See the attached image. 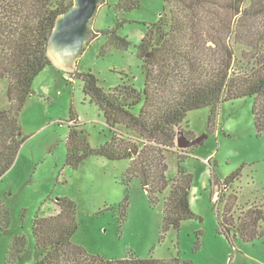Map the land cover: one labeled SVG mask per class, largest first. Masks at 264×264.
Here are the masks:
<instances>
[{
  "label": "trees",
  "instance_id": "16d2710c",
  "mask_svg": "<svg viewBox=\"0 0 264 264\" xmlns=\"http://www.w3.org/2000/svg\"><path fill=\"white\" fill-rule=\"evenodd\" d=\"M163 1L158 21L146 25L145 36L137 45L145 76L142 89L123 82L106 90L91 70L68 73L81 79L84 94L98 106L110 127L111 139L91 145L89 133L73 109L66 137V165L71 168H78L91 156L130 160L121 181L129 186L139 179L152 205L163 198L162 238L170 230H180L186 220H202L191 205L194 174L184 166L188 154L178 156L176 176H167V154L177 152L179 131L190 140L194 137L182 128L187 114L208 107L209 123L214 126L222 103L250 97L255 127L259 133L264 131V0ZM72 4L73 0H0V88L4 83L8 99V106L0 109V180L14 166L26 140L21 114L34 93L35 79L53 66L47 47L56 19ZM113 7L121 14L139 8L140 1L119 0ZM124 22L119 15L114 27L94 30V38L102 35L107 39L103 51L129 46L128 37L119 34ZM121 125L125 132L117 129ZM243 168L211 182L226 191L214 201L217 232L232 245L237 237L245 242L264 240V202L237 206L235 183ZM54 204V214L33 218L40 254L35 264H180L179 256L144 258L129 253L125 258L108 259L91 254L72 241L79 228L76 202L61 196ZM8 225L6 212L0 226ZM27 244L25 235L15 236L8 259L15 261Z\"/></svg>",
  "mask_w": 264,
  "mask_h": 264
},
{
  "label": "rangeland",
  "instance_id": "374dc122",
  "mask_svg": "<svg viewBox=\"0 0 264 264\" xmlns=\"http://www.w3.org/2000/svg\"><path fill=\"white\" fill-rule=\"evenodd\" d=\"M118 1L106 0L100 5L90 27L93 31L114 27L120 15L125 22L119 34L128 37L129 46L103 51L106 37L93 38L79 60L78 71L91 70L106 90L123 82L142 89L145 76L137 45L145 36L146 25L158 21L164 1L139 0V8L117 14L113 5ZM4 86L1 83L0 109L8 106ZM33 87L21 114L26 140L17 157L19 163L0 180V221L4 222L6 212L9 217V225L0 226V264H35L40 254L33 218L54 214V201L61 196H69L77 204L79 228L72 241L91 254L108 259L125 258L129 253L144 258L179 256L180 264H264V240L245 242L237 237L232 245L217 232L214 201L226 191L211 184L244 166L235 183L237 206L264 202V131L259 133L255 127L252 98L222 103L214 126L209 123L208 107L187 114L182 128L193 133L194 144L167 154V176H176L178 156L188 154L184 166L194 174L191 205L202 220H186L180 230H170L162 238L163 198L152 205L139 179L129 186L121 181L129 159L91 156L78 168L66 165L71 109L87 129L91 145L99 146L112 137L102 112L84 94L81 79L49 65ZM140 107L133 111L138 113ZM117 129L127 130L122 125ZM21 235L28 240L27 248L12 261L8 259L9 245Z\"/></svg>",
  "mask_w": 264,
  "mask_h": 264
},
{
  "label": "water",
  "instance_id": "95a60500",
  "mask_svg": "<svg viewBox=\"0 0 264 264\" xmlns=\"http://www.w3.org/2000/svg\"><path fill=\"white\" fill-rule=\"evenodd\" d=\"M105 0H73L69 9L60 13L49 37L47 55L53 66L61 71L75 73L85 47L94 36L90 23ZM194 140L186 137L183 130L178 134V147L186 148Z\"/></svg>",
  "mask_w": 264,
  "mask_h": 264
},
{
  "label": "crops",
  "instance_id": "0c3cea01",
  "mask_svg": "<svg viewBox=\"0 0 264 264\" xmlns=\"http://www.w3.org/2000/svg\"><path fill=\"white\" fill-rule=\"evenodd\" d=\"M18 163H19V160H17ZM17 161L15 162L14 166L10 169L9 173L13 170V168H15L16 164H17ZM18 165V164H17Z\"/></svg>",
  "mask_w": 264,
  "mask_h": 264
}]
</instances>
